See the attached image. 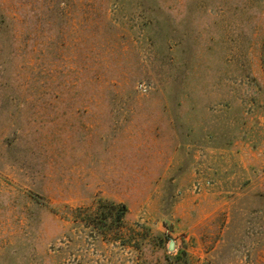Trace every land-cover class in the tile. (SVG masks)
Instances as JSON below:
<instances>
[{
	"label": "rangeland",
	"instance_id": "rangeland-1",
	"mask_svg": "<svg viewBox=\"0 0 264 264\" xmlns=\"http://www.w3.org/2000/svg\"><path fill=\"white\" fill-rule=\"evenodd\" d=\"M0 264H264V0H0Z\"/></svg>",
	"mask_w": 264,
	"mask_h": 264
}]
</instances>
